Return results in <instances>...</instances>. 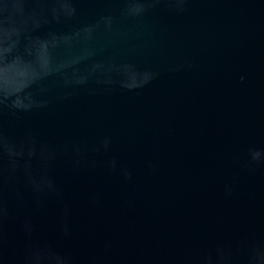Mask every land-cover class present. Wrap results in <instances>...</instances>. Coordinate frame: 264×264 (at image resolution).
I'll list each match as a JSON object with an SVG mask.
<instances>
[{
	"label": "water",
	"instance_id": "obj_1",
	"mask_svg": "<svg viewBox=\"0 0 264 264\" xmlns=\"http://www.w3.org/2000/svg\"><path fill=\"white\" fill-rule=\"evenodd\" d=\"M0 264H264V0H0Z\"/></svg>",
	"mask_w": 264,
	"mask_h": 264
}]
</instances>
